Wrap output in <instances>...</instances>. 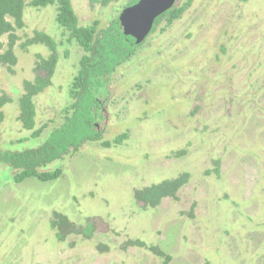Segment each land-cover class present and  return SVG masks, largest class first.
<instances>
[{
    "label": "rangeland",
    "instance_id": "rangeland-1",
    "mask_svg": "<svg viewBox=\"0 0 264 264\" xmlns=\"http://www.w3.org/2000/svg\"><path fill=\"white\" fill-rule=\"evenodd\" d=\"M127 2L72 0L80 23L100 28ZM55 16L54 6L26 8L20 33L42 31L59 43L52 86L35 97L36 128L47 124L46 132L31 139L17 121L21 80L35 55L48 54L33 45L13 78L0 68V92L16 97L3 107V150L42 144L71 102L83 52L61 41ZM107 90L103 141L126 134L121 143H87L52 164L62 175L51 182L16 183L0 164V264H163L149 249L126 247L129 240L157 247L168 264H264V0H192L149 35ZM184 172L190 179L175 199L154 209L135 201V190ZM55 211L92 226L88 237L58 241Z\"/></svg>",
    "mask_w": 264,
    "mask_h": 264
},
{
    "label": "trees",
    "instance_id": "trees-1",
    "mask_svg": "<svg viewBox=\"0 0 264 264\" xmlns=\"http://www.w3.org/2000/svg\"><path fill=\"white\" fill-rule=\"evenodd\" d=\"M103 7H108L119 0H98ZM139 0H128L126 6ZM192 0L160 15L153 26L165 21L171 25L178 20L188 8ZM54 6L55 21L60 30L61 41L77 45L81 56L75 76L69 87L71 102L62 110V121L48 130L45 141L33 148L22 151L2 150L0 148V164L13 171V181L21 183L28 178L41 182H51L59 179L62 169L52 167L55 162L62 161L87 143H101L109 147L121 143L126 134L115 138L112 142L103 141L104 104L107 101L108 85L115 72L128 63L135 55L139 45L135 40L123 34L118 17L100 28L95 22L82 25L77 17L71 0H0V65L13 72L18 62V52L28 53L29 47L42 45L48 50L47 55L37 54L35 57V77L22 82V92L17 101V121L25 131L31 133V139L40 138L47 124L36 128V105L34 98L52 85L58 63L59 44L48 34L34 30L32 35L20 34L25 29L26 8L43 9ZM5 39L3 41L2 39ZM11 99L6 93L0 95V124L4 121L3 107ZM99 125V127L96 126ZM217 163L214 170L217 171ZM190 179V174L184 172L172 179L154 183L143 189L134 191L135 201L141 202L144 208L154 209L166 198H176L179 190ZM50 227L55 231L58 241H65L69 235L82 233L87 236L92 230L88 225L79 228L61 212H53ZM136 246L152 251L154 255L168 264L170 260L160 249L148 246L139 240H129L125 246Z\"/></svg>",
    "mask_w": 264,
    "mask_h": 264
},
{
    "label": "water",
    "instance_id": "water-1",
    "mask_svg": "<svg viewBox=\"0 0 264 264\" xmlns=\"http://www.w3.org/2000/svg\"><path fill=\"white\" fill-rule=\"evenodd\" d=\"M175 1L139 0L123 9L118 18L123 34L140 44L151 32L155 19L171 9Z\"/></svg>",
    "mask_w": 264,
    "mask_h": 264
},
{
    "label": "flooded vegetation",
    "instance_id": "flooded-vegetation-1",
    "mask_svg": "<svg viewBox=\"0 0 264 264\" xmlns=\"http://www.w3.org/2000/svg\"><path fill=\"white\" fill-rule=\"evenodd\" d=\"M119 2V1H118ZM118 2H116V3H118ZM187 2V1H186ZM185 2V3H186ZM71 3H72V0H71ZM128 3V2H127ZM127 3H125V6H123L121 9H120V11L118 12V15H116L115 17H118L119 18V15H120V13L122 12V10L123 9H125V8H127V7H129V6H126L127 5ZM184 3V4H185ZM192 3V2H191ZM191 3L189 4V6L191 5ZM100 4V3H99ZM115 3H112L111 5H114ZM101 5V4H100ZM183 5V4H182ZM72 6H73V3H72ZM130 6H132V5H130ZM173 6H180V4H179V0H176L175 1V4L173 5ZM188 6V7H189ZM74 8V7H73ZM186 11V10H185ZM184 11V12H185ZM162 15V14H161ZM183 15V14H182ZM181 15V16H182ZM114 17V18H115ZM158 18V17H157ZM156 18V19H157ZM181 18V17H180ZM179 18V19H180ZM155 19V20H156ZM118 21H119V19H118ZM175 22V21H174ZM173 22V23H174ZM154 24H155V21H154ZM166 25L165 24V21H162V23H160V24H158V26H156V28L155 29H157V27H159L160 25ZM154 26V25H153ZM167 26V25H166ZM169 26V25H168ZM152 30H153V27H152ZM151 30V32L149 33V35L150 34H152L153 33V31ZM34 32V30L29 34V35H32V33ZM47 34V33H46ZM149 35L145 38V40L149 37ZM50 36V35H49ZM55 40V39H54ZM145 40L143 41V42H141L140 44H136V45H139V47L145 42ZM57 42V41H56ZM58 43V42H57ZM59 44V43H58ZM71 45V44H70ZM139 47H138V49H139ZM2 52V50H0V53ZM18 53H22V52H18ZM20 56H22V54L20 55V54H18V62H17V64L14 66V68H13V72H9V71H7V69H5L3 66H1L0 65V68H1V70H4V72L6 73V75H8V78H13V75L15 76L16 75V73H15V69L17 68V65H18V63H19V59H20ZM35 57H36V55L34 56V62H33V65H32V69L30 70L31 72H30V74H31V76H29V77H25V78H23L22 80H21V84H20V86H19V88H20V94H21V92H22V82L24 81V80H32V79H34V77H35V71H34V66H35ZM79 63V62H78ZM77 68H78V66H77ZM119 69V68H118ZM77 72V71H76ZM116 73V72H115ZM114 75V74H113ZM112 75V76H113ZM111 76V77H112ZM10 80V79H9ZM9 84L11 85V88H12V84L13 83H11L10 81H9ZM52 86V85H51ZM50 86V87H51ZM17 87V86H16ZM70 87V86H69ZM49 88V87H48ZM46 90V89H45ZM45 90H44V92H45ZM68 91H69V89H68ZM3 93H6L7 94V96L11 99V102L10 103H12V102H14L13 101V99L12 98H16V97H13V96H11V94L7 91H5V90H2L1 92H0V95H2ZM42 94V93H41ZM41 94H39V95H41ZM39 95H38V97H39ZM20 97V96H19ZM36 98H37V96H36ZM36 98L34 99V102H35V100H36ZM18 101V100H17ZM10 103H8V104H10ZM8 104H6V105H8ZM5 105V106H6ZM36 105V104H35ZM4 106V107H5ZM106 106H107V101H106V103L104 104V109H103V111H104V113H105V119L107 118V111H106ZM16 107H17V105H16ZM17 111H18V107H17ZM104 119V120H105ZM96 126L97 127H99V125L98 124H96ZM46 131H44V133H45ZM48 132V131H47ZM43 133V134H44ZM3 150V149H2ZM3 165V164H2ZM13 177V176H12ZM141 203V202H140Z\"/></svg>",
    "mask_w": 264,
    "mask_h": 264
}]
</instances>
